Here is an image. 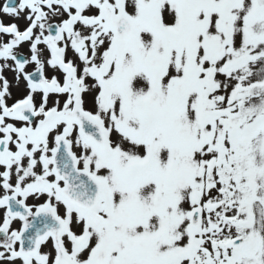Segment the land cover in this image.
<instances>
[{
    "label": "snow or ice",
    "instance_id": "snow-or-ice-1",
    "mask_svg": "<svg viewBox=\"0 0 264 264\" xmlns=\"http://www.w3.org/2000/svg\"><path fill=\"white\" fill-rule=\"evenodd\" d=\"M0 264H264V0H0Z\"/></svg>",
    "mask_w": 264,
    "mask_h": 264
}]
</instances>
